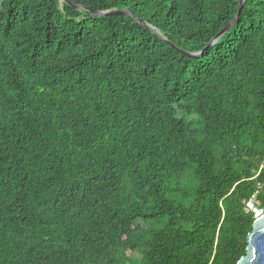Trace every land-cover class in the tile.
Here are the masks:
<instances>
[{"label": "trees", "instance_id": "1", "mask_svg": "<svg viewBox=\"0 0 264 264\" xmlns=\"http://www.w3.org/2000/svg\"><path fill=\"white\" fill-rule=\"evenodd\" d=\"M68 1L0 0V264H236L264 213V0L205 50L239 0Z\"/></svg>", "mask_w": 264, "mask_h": 264}, {"label": "water", "instance_id": "2", "mask_svg": "<svg viewBox=\"0 0 264 264\" xmlns=\"http://www.w3.org/2000/svg\"><path fill=\"white\" fill-rule=\"evenodd\" d=\"M65 2L70 3L72 6L75 8H78L79 5L75 4L73 2H70L68 0H63ZM244 0H239V7L237 14L235 18L223 29H221L215 37H213L204 47L203 50L207 49L210 47L219 37H221L225 32H227L233 24L238 20L240 12L243 7ZM94 15H104V14H132L130 10L128 9H123V10H115L111 12H103V11H93ZM142 24H144L143 21H140ZM155 31V30H154ZM156 32V31H155ZM172 47L175 48L176 50L180 51L181 53L187 55V56H192V57H197L200 56L203 52L201 50L200 52H187L182 49H179L175 45L172 44ZM236 264H264V213L259 214L252 226L251 232L247 236V248H246V253L244 256H242L239 261Z\"/></svg>", "mask_w": 264, "mask_h": 264}, {"label": "built area", "instance_id": "3", "mask_svg": "<svg viewBox=\"0 0 264 264\" xmlns=\"http://www.w3.org/2000/svg\"><path fill=\"white\" fill-rule=\"evenodd\" d=\"M248 206L252 208V205L248 204ZM253 210L256 212V216L262 213V211L260 210H256V209H253Z\"/></svg>", "mask_w": 264, "mask_h": 264}, {"label": "rangeland", "instance_id": "4", "mask_svg": "<svg viewBox=\"0 0 264 264\" xmlns=\"http://www.w3.org/2000/svg\"><path fill=\"white\" fill-rule=\"evenodd\" d=\"M250 205H251V204H250ZM136 257L140 259V258H141V255H139V254H136Z\"/></svg>", "mask_w": 264, "mask_h": 264}]
</instances>
